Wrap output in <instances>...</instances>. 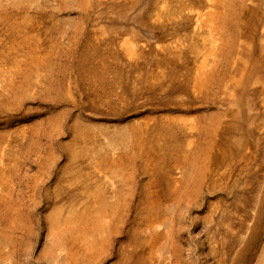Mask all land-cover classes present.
<instances>
[{
  "label": "rangeland",
  "instance_id": "obj_1",
  "mask_svg": "<svg viewBox=\"0 0 264 264\" xmlns=\"http://www.w3.org/2000/svg\"><path fill=\"white\" fill-rule=\"evenodd\" d=\"M0 264H264V0H0Z\"/></svg>",
  "mask_w": 264,
  "mask_h": 264
},
{
  "label": "bare ground",
  "instance_id": "obj_2",
  "mask_svg": "<svg viewBox=\"0 0 264 264\" xmlns=\"http://www.w3.org/2000/svg\"><path fill=\"white\" fill-rule=\"evenodd\" d=\"M211 12H212V11H211ZM209 13H210V12H209ZM210 14H211V13H210ZM208 17H210V15H209ZM208 17H207V18H208ZM211 35H212V34H211ZM217 39H218V38H217ZM210 42H211V41H210ZM212 43H213V42H212ZM214 44H215V43H214ZM211 45H212V44H211ZM215 46H216V45H215ZM209 49H210V48H209ZM211 49H212V48H211ZM211 49H210V50H211ZM214 50H215V48H214ZM211 51H212V50H211ZM212 52L215 53L214 51H212Z\"/></svg>",
  "mask_w": 264,
  "mask_h": 264
}]
</instances>
